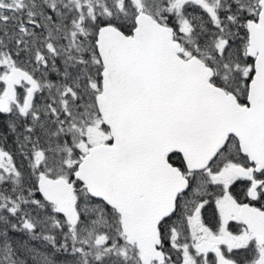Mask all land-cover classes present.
Segmentation results:
<instances>
[{
    "label": "snow or ice",
    "instance_id": "obj_1",
    "mask_svg": "<svg viewBox=\"0 0 264 264\" xmlns=\"http://www.w3.org/2000/svg\"><path fill=\"white\" fill-rule=\"evenodd\" d=\"M0 264H264V0H0Z\"/></svg>",
    "mask_w": 264,
    "mask_h": 264
}]
</instances>
